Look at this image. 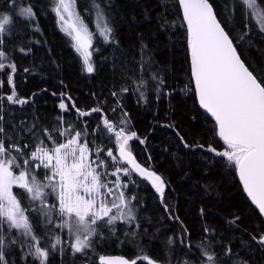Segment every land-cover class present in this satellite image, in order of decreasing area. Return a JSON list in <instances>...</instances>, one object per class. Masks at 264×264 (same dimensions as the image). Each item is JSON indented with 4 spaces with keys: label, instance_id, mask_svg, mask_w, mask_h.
<instances>
[{
    "label": "snow or ice",
    "instance_id": "snow-or-ice-1",
    "mask_svg": "<svg viewBox=\"0 0 264 264\" xmlns=\"http://www.w3.org/2000/svg\"><path fill=\"white\" fill-rule=\"evenodd\" d=\"M52 3V11L59 18L62 31L71 38L76 52L82 57L84 71L94 73L92 55L96 49H93V33L75 11L76 0H52ZM178 4L183 12L182 26L186 25L195 95L200 108L212 118V127L208 131L226 147L218 150L198 139L189 143L179 131L176 134L184 148L214 153L235 168L243 191L264 220V50H260V63L242 58V51H238L239 43L245 37L249 38L252 46L249 34L254 30L264 36V0H235L225 19L220 17L210 0H178ZM237 5L243 21L238 37L231 34L233 29L228 26ZM157 6L161 8L157 30L174 27L175 22L170 23L164 14L166 5L163 0H158ZM6 7L11 10L0 12V73L7 71L10 92H0V264H16L10 260L16 248L21 250L20 260L25 264H29V257L38 264H49L51 256H63L67 251L71 252L74 261L78 257L84 264H89V254L95 247V241L103 238L105 229L115 236L119 223L125 236L147 234L138 222L136 204L133 203H139L137 197L126 194L129 184L137 183L133 173L150 182L159 194L165 211L169 212V218L178 220L179 217L171 215L164 200L167 182L150 165H142L134 156L130 141L136 139L143 144L144 140L136 132L127 130L126 119L122 118L117 125L107 116L101 117L103 128L114 137L116 153L99 145L93 148L92 142L86 138L87 126L80 128L69 123L63 115L58 116L56 124L49 127L35 122L30 127L9 124L5 101L12 105L29 103L28 99L19 97L13 80L17 67L10 59V52L18 50L27 54L31 51L30 48L14 47L18 32L16 17L31 22L36 19V12L31 3L18 0H9ZM94 7L98 10L97 15L104 19L99 35L107 43H118L113 35L114 28L95 0ZM256 20L259 24L254 26ZM138 47L141 62L133 69L134 78H130L134 87L122 86L119 92L113 91L111 95L118 97L133 91L146 101L145 90L148 80H151L155 83L159 99L166 84L165 76L161 75L159 68L153 70L157 62L143 36ZM136 72L140 75L135 76ZM3 86L4 81L0 79V89ZM71 99L68 97L69 101ZM58 107L64 113L74 109L80 117L103 112L101 107L78 108L74 102L69 105L62 101ZM123 115L126 117L127 113ZM21 124L24 122L21 121ZM109 168L114 170L109 171ZM121 174L126 179H122ZM110 176L114 179L110 180ZM14 187L19 191L14 192ZM241 219L237 214L227 223L238 228L240 225L237 222ZM41 224L44 231L39 232ZM204 231L211 230L206 228ZM186 232V229L182 230L179 242L183 248L190 250L192 245L184 235ZM249 235L264 249L261 224L257 223L255 231L249 232ZM174 243L175 240L169 237L167 244L171 246ZM216 245H219V250ZM198 247L201 249L198 264H248L239 252L233 250L231 242L225 244L214 240L204 244L202 241ZM97 259L98 264H173L171 257L164 261L155 259L142 247L132 259L104 255ZM176 264H193V261L177 259Z\"/></svg>",
    "mask_w": 264,
    "mask_h": 264
},
{
    "label": "trees",
    "instance_id": "trees-1",
    "mask_svg": "<svg viewBox=\"0 0 264 264\" xmlns=\"http://www.w3.org/2000/svg\"><path fill=\"white\" fill-rule=\"evenodd\" d=\"M18 2L31 3L36 12V19L31 22L16 17L18 32L14 47L30 48L31 51L27 54L18 50L10 52V59L15 61L17 67L13 76L15 90L19 97L28 99L29 103L12 105L5 101L6 120L20 127H30L34 122L49 127L56 124L58 116L63 115L69 123L77 124L80 128L87 126L86 138L92 142L93 148L99 145L116 153L114 137L103 128L101 117L107 116L117 125L122 118L126 119L127 130L136 132L144 140L143 144L136 139L130 141L134 156L142 165H150L162 175L167 182L164 200L169 205L171 215L179 217L178 220L169 218V212L165 211L159 194L146 180L133 173L137 183L129 184L126 194L137 197L139 203H133L136 204L138 222L147 230V234L125 236L123 226L119 223L115 236L105 229L103 238L95 241V247L89 254V264H98L97 258L101 255H122L132 259L137 256L140 247L161 261L171 257L173 264H176L177 259L187 258L193 264H198V253L201 250L198 246L202 241L207 244L214 240H221L225 244L231 242L233 250L239 252L248 264H264V249L252 241L249 235V232L255 231L257 223L264 229V220L243 191L235 168L228 166L223 158L214 153L184 148L176 134L179 131L189 143L198 139L205 145L212 144L218 150L226 147L208 131L212 127V120L201 112L194 92L186 25L182 26L183 13L178 0H163L166 5L164 14L170 23L175 22L174 27L165 31L157 30L161 14L158 0H95V3L103 7L104 16L114 28L113 35L118 43H107L104 40L96 42L97 50L93 56L96 70L92 74L84 71L82 57L76 52L70 37L62 31L52 11V0ZM210 2L220 17L225 19L235 0ZM8 3L9 0H0V12L11 10L6 7ZM76 3L81 14L89 19L95 17L94 0H76ZM258 24L259 20L254 21V26ZM228 26L233 29V36L240 35L243 21L239 5ZM249 35L252 46L249 38L245 37L240 41L238 51H242V58L260 63L264 36L258 35L255 30ZM141 36L157 62L153 70H161L166 84L159 99L155 83L151 80H148L145 90L146 101L141 100L139 93L133 91L114 97L111 93L119 92L122 86L134 87L130 78H134L133 69L141 62L138 47ZM139 75V72L135 73V76ZM7 78V71L0 73V79L4 81L0 89L2 93L10 92ZM144 78L148 79L147 76ZM68 97L72 98L71 101ZM62 101L69 105L74 102L81 109L101 107L103 112L87 117H80L74 109L64 113L58 107ZM125 112L126 117L123 115ZM36 134L39 135V130ZM113 170L109 168V171ZM121 177L126 179L122 174ZM109 179L114 177L110 176ZM18 191L14 188V192ZM237 214L242 217L237 222L240 225L238 228L227 223ZM206 228L211 231L205 232ZM183 229L187 230L184 235L192 245L190 250L180 245ZM42 231L43 224L39 226V232ZM169 237L175 240L171 246L167 244ZM216 247L219 250V245ZM20 254L21 250L16 248L10 260L16 264H25L20 260ZM28 261L29 264H38L31 257ZM49 264L84 262L78 257L74 261L71 252L67 251L63 256H51Z\"/></svg>",
    "mask_w": 264,
    "mask_h": 264
},
{
    "label": "rangeland",
    "instance_id": "rangeland-1",
    "mask_svg": "<svg viewBox=\"0 0 264 264\" xmlns=\"http://www.w3.org/2000/svg\"><path fill=\"white\" fill-rule=\"evenodd\" d=\"M103 8V7H102ZM104 10V9H103ZM75 11L77 12V13H79V15L81 16V18L83 19V21H84V23L88 26V29H89V31L90 32H92L93 33V49H96L97 50V43L96 42H98V41H100V40H103V37H101L100 35H99V27L100 26H102L103 25V23H104V19H102L101 17H99L98 15H97V9L95 10V17H93L92 19L90 18H87L86 16H84L83 14H81L80 12H79V9H78V6H77V3H75ZM90 16V15H89ZM57 20H58V22H59V18L57 17ZM59 24H60V27H61V22H59ZM71 39V38H70ZM73 42V41H72ZM73 44H74V42H73ZM91 50V49H90ZM96 50L95 51H93V55H92V63H93V56H94V53L96 52ZM123 175V174H122ZM15 188V187H14ZM14 190V189H13ZM197 259H199V256H198V258Z\"/></svg>",
    "mask_w": 264,
    "mask_h": 264
},
{
    "label": "water",
    "instance_id": "water-1",
    "mask_svg": "<svg viewBox=\"0 0 264 264\" xmlns=\"http://www.w3.org/2000/svg\"><path fill=\"white\" fill-rule=\"evenodd\" d=\"M183 13V12H182ZM201 109V108H200ZM201 112L204 114V115H206L209 119H211L212 120V118L210 117V114H207L203 109H201ZM135 174V173H134ZM138 178H140L137 174H135ZM238 175V174H237ZM238 178H239V176H238ZM140 179H143V178H140ZM240 181V180H239ZM148 182V181H147ZM149 184H150V182H148ZM241 183V182H240ZM151 185V184H150ZM241 185H242V183H241ZM243 187V186H242ZM246 194V193H245ZM247 196V195H246ZM249 200H250V198H248ZM251 202V201H250ZM254 206V205H253ZM254 208H255V206H254ZM256 209V208H255ZM257 211H258V209H256ZM104 256H111V257H125V256H122V255H104ZM125 258H128V257H125ZM129 259V258H128Z\"/></svg>",
    "mask_w": 264,
    "mask_h": 264
}]
</instances>
